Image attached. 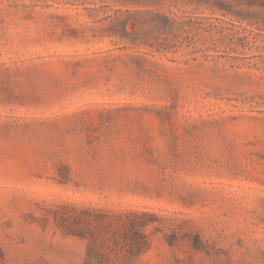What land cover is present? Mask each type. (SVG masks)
<instances>
[{
  "label": "rangeland",
  "instance_id": "rangeland-1",
  "mask_svg": "<svg viewBox=\"0 0 264 264\" xmlns=\"http://www.w3.org/2000/svg\"><path fill=\"white\" fill-rule=\"evenodd\" d=\"M0 264H264V22L0 0Z\"/></svg>",
  "mask_w": 264,
  "mask_h": 264
},
{
  "label": "trees",
  "instance_id": "trees-1",
  "mask_svg": "<svg viewBox=\"0 0 264 264\" xmlns=\"http://www.w3.org/2000/svg\"><path fill=\"white\" fill-rule=\"evenodd\" d=\"M215 8L241 20H255L264 22V0H184ZM148 4H153L149 1ZM133 15V13H130ZM175 15V14H174ZM177 19L172 13L154 12L149 30H137L135 22L130 23L128 16H119L112 20L108 27L109 36L118 37L123 41L131 40L135 46L145 45L163 52L167 50L169 34L174 29ZM132 28V31L129 30ZM157 30L158 33H154Z\"/></svg>",
  "mask_w": 264,
  "mask_h": 264
}]
</instances>
